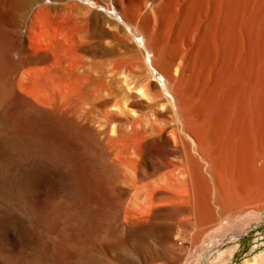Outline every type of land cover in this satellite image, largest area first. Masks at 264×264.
Masks as SVG:
<instances>
[{"label": "bare ground", "instance_id": "1", "mask_svg": "<svg viewBox=\"0 0 264 264\" xmlns=\"http://www.w3.org/2000/svg\"><path fill=\"white\" fill-rule=\"evenodd\" d=\"M98 1L87 0L86 2L91 8L93 7L97 9L102 8L104 12L110 18L113 19L114 26H110L109 24H106L109 25L107 27L108 29L110 28V31H105V27H103L105 21L98 14L100 12L95 13L96 12L95 11L94 14H91L90 11L92 12V10L89 9V7L88 8L85 6H84L85 8L80 7L79 4L70 2V0H9L8 10L5 12L6 14H4L3 16L1 15L2 12H0V44L3 45V47L9 45L7 44L9 42L7 40V35H6V24L9 21L20 24L29 21V25H31L33 28V24L35 26L36 24L35 22L41 21L42 17L43 20L48 19L50 17H51L50 20L52 18L53 19L56 18V14L53 17L51 16L50 10L52 6L53 7L55 6V4L53 5L52 3L57 2L58 4L57 3L56 4L58 7L57 6L55 7L58 8L57 10L58 13L60 14L58 15L59 17L57 16L58 18H56V20L59 22L65 21L66 23L67 21L70 22L71 20L69 21L68 19L72 18V21L73 22L75 21L74 23L75 27L71 28V30L74 31L72 33L69 30L70 32L69 35L67 36L70 41H71L70 37H72V40L73 39L75 40L74 43H78L81 45L80 48L72 50L74 55L69 57V59L63 58L62 63L61 62L60 63L61 65H64V67L61 66V68L58 69V75L60 76L56 80L57 81L56 83L52 81L51 86H53L54 88L53 90H51V92L52 91L53 93L55 92V94H57V96L60 97V101L57 103L58 104L57 106H62L63 104L65 105L67 102H69L71 98L75 97V95L77 94L82 95L86 93L87 95L86 92L87 89H90L92 87L91 86L92 84H96V82L95 83L93 82L95 80L91 74L94 72L96 73V70L94 71L92 69H94L98 65L97 61H95V59L92 60L87 59L85 56L78 55L76 52L79 50L81 52H84L85 54L90 53L91 54L90 56L95 57L96 55H98V50H100V48L97 47L100 44V39L104 37L108 38V36L115 37L116 32L118 33L119 31V26L123 28V30L126 31L127 39L132 40V42L134 40L138 52L137 51L133 52V50L131 52L127 50L126 54L128 52H130L131 54L129 53V55L128 54L126 55L124 51H123L124 54L122 53L123 55L118 54L121 57L119 56V58H116L113 61L114 62L113 65L115 66L114 68L121 69L127 67L128 65H130L131 61H133L132 63H134V60L137 59L136 57L140 55V58H143L142 60H144L143 63H145V67L148 73L147 76H145L146 77L145 81L143 83L141 82L142 84H139L135 88L133 87L134 91L139 92V95L137 94L138 96H136L137 98L143 97L146 99L147 110L143 114H138L136 111H134L133 108H130L128 106L129 109H127L126 107V109L128 110L127 113L131 117V122L129 123L130 128H128L129 126L127 127L128 129L126 128V130L129 131V132L126 131L127 132L126 134H128L126 135L127 136L126 138L128 139H124V141L125 143L129 141L132 142L150 141L153 146L152 149L144 157L140 155L139 151L134 150L135 147H131L130 145H128L130 143L127 144L128 146H126L127 148L125 147L126 149H120V150L118 149L119 151H117V155L115 157L118 160V163L120 164V166L118 165L120 168H116V169H118L119 177L121 178V183L133 190L134 196L132 195L133 197L132 200L135 201V203L137 202L140 203L141 211L139 212L142 216L140 220L144 221L146 219L145 217L147 216L149 207L155 203L170 204V205H175V207L177 205L182 209V211L185 212L184 215H186L187 219L186 221H184L185 222L184 225L187 224L189 225L190 222H188V219L190 218L193 228L196 230H199V228L201 229L199 230L200 232H195L196 230H194L196 234H193L195 235L194 240H196V242H199L200 247L203 248L209 242L213 244V246L203 251L204 253L198 251L199 253L195 258L190 257V258H184L182 260L179 259L175 264H198L201 261L203 254L204 255L206 254L207 257L205 258V262H202L201 264H228V261L233 255L234 249H227V250L223 249L224 251H221L222 249L221 250L217 249L219 248V245L223 241L213 242L214 238L220 236L219 234H221L222 236L224 235V237L227 238L230 237L234 239L236 237L238 238L242 234V232L246 230L247 227H252L253 225L258 224L264 218V215L260 213V211L264 212V0H158V4L156 6L157 8L155 10L152 9L153 11L151 10V13L153 12V14L148 13V11L147 13L144 12L142 14L140 9L141 3L139 2V0L138 1L121 0L114 7L111 6L110 4L108 5L109 7L102 6L103 3L101 1L100 2L102 3V5H99L100 2ZM107 2L109 3L108 0ZM3 9H4L3 5L0 4V11H2ZM39 18H41V20ZM44 23L46 24L45 20ZM51 23L53 22L51 21ZM68 27L70 28V26H67V30ZM62 32L63 30L61 31V35H63L64 33ZM59 33L57 35H59ZM63 37L66 38V41L68 43L66 34ZM90 39H92V41ZM93 39H96L97 41L94 42ZM109 40L106 39L105 43L106 44L107 43L109 44V42L111 43V41ZM113 41H115V39ZM8 48H10V46L6 48L5 50L6 54L2 53L4 52V50L3 51L0 50V108L2 107L1 105L5 103V101H7L8 98H11L10 94L15 93V92L11 93L10 88L12 87L11 85L13 84L9 83L11 82V80L9 81V78H11L9 72L10 70L11 71L14 70V67L16 69L17 63L13 62L15 63L14 64L15 66L11 65L9 64L10 62L8 63V60H6V58L4 57V55L5 56L10 55L11 53L10 50L12 48L9 49L10 53L7 54ZM106 50L108 49L106 48ZM58 58L61 59V57ZM59 64L57 63V65ZM132 67L134 68V66L130 65L129 68ZM7 74L8 77L5 78L7 80V83L4 82V86H3L2 79L3 76L5 75L7 76ZM14 75L15 73H13V76ZM102 75H97L95 76V78L99 76V78L102 80L103 78H105V77L101 78L100 76ZM121 75H124V73H122ZM152 78L153 80H150ZM100 79H97L98 82L100 81ZM12 81L13 83L15 82L14 79ZM98 82L95 87H92L95 89V92L97 93L99 92V89H101L100 87H102L101 86L102 83L101 82L98 83ZM53 83L55 85L57 84V86L55 87ZM7 84L8 85L10 84L11 87L10 86L8 87ZM153 84L158 87V90L152 91L151 87L153 86ZM125 85H128V82ZM3 87L6 90L5 89L3 90ZM96 87L99 88L98 91L96 90ZM129 87L127 88L129 89ZM14 88L15 87H13L12 89L13 91L15 90ZM8 89L10 90L7 91ZM106 90L107 89L103 91L106 92ZM99 94L101 93L99 92ZM105 94L106 93H104L103 96H105ZM88 95H89L88 97L93 96L92 93L91 95L90 94ZM53 96L55 98L53 100L56 101L57 97L55 95ZM83 97L85 100V96L82 95L81 98L83 99ZM81 98L80 97L74 98V100L79 99L83 103L87 101V98L86 101L81 100ZM91 98L92 101L89 99L90 103L97 102L96 101V99H98L97 97L96 99H93V97ZM19 99H17L18 101L16 100L15 101L18 103L20 102ZM9 100L11 101V99H8L6 104L8 102L11 104ZM79 100L77 101V103L79 102ZM104 100L105 99H103V101ZM55 101L53 103H55ZM88 101L87 103L90 104ZM73 102L70 104L74 105L75 107L76 103L73 104ZM19 105L17 107H19ZM85 105L86 104L82 106ZM4 106L10 107L7 105ZM67 106H65V108ZM25 107H28V105H26ZM72 107L73 106H71V108ZM71 108L69 109L71 110ZM58 109H60V107H57V112H60V110L58 111ZM78 109L76 110L72 108V110H76L77 113L78 111L79 112L83 111L81 108H80L81 110ZM28 110L31 111L29 108ZM1 111L2 110L0 109V112ZM27 111L25 113H28ZM13 112L15 115H13L14 118H12V122H13L12 124L14 125L13 127H16V129L19 130L21 129L22 126H25L26 124L24 125L23 124L24 121L21 122L19 119H16L17 118L15 117L16 114L19 115L18 113H16L17 112L16 108H14ZM21 112H23V110ZM72 113L74 114L75 112L72 111ZM57 115H60V113ZM52 116L53 115H51V117ZM76 116H78V114ZM81 116L80 117L78 116V119L80 118L79 119L80 121H81ZM5 121L7 120L5 119ZM53 121L54 120L51 119V122L48 121V123L51 124ZM110 121H112V123H115L113 120ZM56 122L54 123L56 124ZM55 124L52 126L54 127ZM111 124L108 127L114 125ZM86 126L85 127L83 126L77 127L76 125L75 127L73 126L74 132L76 131L77 133L78 132L80 133V136L78 137L83 138L84 136V139H82L83 141L91 137L90 128L88 130ZM65 127L66 126L63 125L61 127L62 131L60 132H63L65 130V129L63 130V128ZM6 128L7 130H9L8 126ZM24 128L25 127H23L21 130H23ZM29 128L31 129V127ZM58 128H60V126H58ZM93 128L95 129L96 127L93 126ZM16 129L14 131H17L18 133L21 132V130L18 131ZM32 129L31 131H33ZM113 129L114 128L112 126V130ZM24 130L26 131V129ZM56 130L54 132L57 133L58 131ZM66 131L68 134L69 129ZM23 133L26 134V132ZM64 134L66 135V133ZM61 135L63 134L61 133ZM110 135L112 136L113 133ZM24 136L25 135H23V139L28 138L27 135L25 137ZM31 136L34 137L33 134L30 135L29 137ZM115 136L116 134L113 135V138L111 137L112 143L114 142ZM21 137L19 136V138ZM77 139L74 140L76 141ZM116 139H120V138L117 136ZM122 140L121 141L117 140L116 142H114L115 146H113V144L110 145L113 147H118L119 141L122 142ZM24 141L27 144L29 138L28 140H24ZM32 141L33 140L29 142L32 143ZM106 141H109V143H111L110 137L107 138ZM36 142H38V140L35 141L33 144L35 145ZM42 142L43 141L41 140L40 143ZM44 142L43 144H48V141H46L47 143ZM101 143L104 144L105 142H101ZM101 143L100 145H102ZM109 143L107 144L109 145ZM23 145L20 146L22 147ZM29 145L32 146V144ZM29 145L25 146V150L27 148L25 152H29L31 154L32 151L30 149L32 148ZM37 145L39 146L41 144H39L38 142ZM37 145H35L36 150L38 149ZM51 145H53V142L51 143ZM104 145H106V143ZM28 146H29V151H28ZM46 146L47 145H45V147ZM57 146L59 147V145H56V148ZM95 146L96 145H94V147ZM45 147L40 146L39 148L42 149L44 148L46 150ZM94 147H91L90 150H92ZM16 148H18L20 151L22 149L18 146L17 147L15 146L14 150ZM51 149L50 150L53 151L52 147ZM84 149L86 150V147ZM98 149H96L97 151L95 150L96 153H94L93 150L94 154H92V157L93 155L95 156L98 153V151L99 152L102 151V149L101 151ZM17 150L16 152H19ZM48 150L46 151L48 152ZM60 150L58 149V151ZM87 150L89 151V149ZM23 151H21L20 154L19 153L16 154L14 151L13 153L16 155L18 154L22 155ZM64 151L65 150H63V152ZM53 153H56V151L55 152L53 151ZM36 154L39 157L40 154L38 155V153H34L33 156L35 157ZM62 154H57L56 156L60 157V155ZM102 154L99 153V155L101 156ZM16 155H14V157ZM23 155L21 157L19 156L16 157L21 158V161L23 162L25 160L27 164L28 162L26 161V159H28V157L25 158L24 157L25 155L24 156ZM41 155L44 156L43 154ZM41 155H40V159L43 158ZM49 155L47 154V157ZM53 155H54L53 159H55V154H52V156ZM67 155L68 153L65 156L67 157ZM34 157L32 158L33 161L35 160ZM108 157L109 156H107V158ZM44 158L46 159V157ZM40 159L35 160V162H37V164L40 163L41 161L38 162ZM62 159L63 158H61V160ZM93 160L94 162L97 161L95 160V158H93ZM102 160H104V158L103 159L101 158L99 161L100 165L102 166H105V164H108L109 162V160H106L108 162L104 163L105 161L103 162ZM90 161L92 160H89L88 165H90L91 167L94 164L92 165V162ZM23 162L19 164H23ZM51 162L52 161H50V163ZM56 162L60 163L59 161H57V159ZM110 165L108 167L111 168ZM35 166L37 165L35 164ZM95 166L97 165H94V169L96 168ZM74 169L72 168L69 170L70 174L71 171ZM116 169L114 174L116 173ZM22 171L25 172V170L23 169ZM78 171L79 169L77 168L76 172ZM18 172L24 175V172H21V170H19ZM65 173L67 174L68 172H66L65 170ZM70 174H67L69 175V177L66 176V178L68 177L69 179H71ZM15 175L19 176L17 173H15ZM15 175H13V177ZM36 175H38V173ZM74 175L75 177L78 178L81 177V175L78 176H76V174ZM91 175L95 179V181L93 182L98 181L99 183H101V181H99L100 179H103V181L106 180L111 182L113 178L112 174L111 177L109 178L106 177L107 174L104 176V178H101L100 172L97 170H94L91 173ZM5 176L6 174L4 175L3 179L5 178ZM72 178H74L73 175ZM0 179L2 180V178ZM6 179L10 181L9 178ZM16 179L19 178L17 177ZM61 179L64 178L61 177ZM22 180L25 179L22 178ZM26 180L21 182H17V180H15L16 181L15 183L13 180H12L13 183L11 181H10L11 183L8 181L10 185L1 184L3 189L2 196L4 197L5 199L4 201L6 203L2 207L0 206V264H46V263L50 264L49 262H47V257H49V255L47 254L48 251H46L44 248L43 249L46 252L42 251V253L38 254L37 252L41 250L37 251L38 249L37 250L35 249L37 251L36 252L34 248L27 249L25 248V246L18 243L14 239V236L17 237L18 239H20L21 237V235L17 233L18 226H16V224L18 223V221L16 222V224L15 222L12 221V219L14 218L16 220L23 219L25 229H27L31 235L36 234V232L40 231V233L42 232L44 233L45 236L43 235L42 236L46 237L47 240L51 239L52 237L51 234H54L53 232L56 231L55 230L56 228L54 229V227L57 221L61 220L63 224V232L60 235V237L57 236L58 241L56 242V248L58 245L62 247V248L60 247L58 248V251L61 249V255L59 258V256L56 255L57 257H55L53 254V258L54 257L59 258L62 264H68L69 255L72 251V253L75 252L76 254L79 255L78 257H80V261L83 262L82 264H89L90 262L89 263L85 262L87 261L85 258V254L87 255L90 254L91 252L89 253V249H83L84 241H82V238L80 241L77 240L76 242H74L75 240L74 241L71 240L72 237L74 236V234H72L71 232H74L73 230L78 225L79 226L81 225V227H83L84 224L86 223L85 221L84 224L83 222L81 224V221L84 220V218L81 217L82 220L79 219L81 221L76 220L79 224L76 223L78 225L75 226L74 228L72 225L73 224L72 221H74L73 217L79 216L78 214L76 215L77 210L75 209L76 212L70 211L69 209L65 210L62 208L61 204L55 205L56 210L55 209L53 210V208H49L48 205H46V203L44 204V201L40 198L39 194L37 193V186L35 184L36 182L34 183V178L33 181L27 182L28 180L27 181ZM2 181L6 182L5 180ZM89 181L90 180L86 182L89 183ZM70 182L71 180H69V184ZM71 184L70 187L72 188L75 182L72 184V186ZM102 184L100 185L101 187ZM118 184H120V182L117 183L116 186H118ZM84 185H85V189H84ZM84 185H82L84 190H82V187L80 188L83 192L86 190V186H87L86 183ZM76 186H78L77 182L76 185L74 186V189ZM91 186L92 185H90V187ZM94 186L97 185L96 184L93 185V188ZM93 188L91 189L93 190ZM105 188L106 187H104L103 193L106 192ZM2 189L0 188L1 191ZM76 189L78 188L76 187ZM100 189L96 188L94 193L96 194L97 193L96 191L97 190L100 191ZM65 191L68 192V190ZM108 191L109 190L107 189V192ZM86 192L87 191H85L84 193ZM76 193L77 192L75 191L74 194L75 196L76 195L80 196L79 194ZM156 194H160V196L156 197ZM112 195L117 196V194H113V193ZM70 197L72 198V196ZM82 197H84V195ZM108 197L111 200L113 199V197H111L109 194ZM67 198L68 197H66L65 199ZM71 198L70 200H72ZM78 198L79 197H77V199ZM84 199H82V201ZM80 200L81 199H79V201ZM70 203L71 202H69L68 204L70 205ZM111 205L113 204H110V206ZM99 206L100 204L97 207ZM105 208H107V206ZM95 210H97L95 212H98L96 206H95ZM79 211L77 213L80 214ZM130 212L131 211H127L126 214L130 215L132 213ZM142 212L144 216L142 215ZM98 213L101 212L99 211ZM103 214L107 215L106 211L105 213H101V215ZM222 216H225L226 218L225 223H223L220 219L222 218ZM96 217H97V213H96ZM103 217L105 218L106 216L103 215ZM103 217L100 219H103ZM116 217L117 216L115 215V218ZM85 219H87L86 215H85ZM101 222L102 220H100V223ZM106 222L105 224L109 226L110 224L108 223V221ZM59 224L61 225L60 222ZM86 224L85 226H87ZM81 227H77V229L80 230ZM57 228H59V226ZM83 228L81 230H83ZM85 228H84V232L85 230H87V228L86 229ZM81 230L80 231L77 230L76 232H79L80 234V232H82ZM105 230L108 231L107 229ZM106 231L105 234L109 232ZM84 232H82V234ZM92 232L94 231H91V233ZM106 235L108 237V234ZM91 236L93 235L91 234ZM98 236H100V233ZM77 237L80 238L82 236H77ZM74 238L76 239V237ZM49 242L50 241H48V243ZM70 242L72 243L71 245L75 243V245H73L75 246L73 247L75 249L72 248L69 249V247H71V245H69ZM215 250L216 253L214 255L212 254V256L210 257L209 255ZM56 252L54 251V253ZM78 257L76 256L77 259ZM53 258L49 257V259L52 260ZM70 258L72 257L70 256ZM163 259L164 260L168 259L167 253H165L164 251L161 253L155 251L153 254L148 253L144 256H140L139 253L137 254L136 257L130 258V264H163V263H159ZM242 264H264V254L252 256L251 258H248L245 261H243Z\"/></svg>", "mask_w": 264, "mask_h": 264}, {"label": "rangeland", "instance_id": "2", "mask_svg": "<svg viewBox=\"0 0 264 264\" xmlns=\"http://www.w3.org/2000/svg\"><path fill=\"white\" fill-rule=\"evenodd\" d=\"M86 1L87 0H70V2L79 4L80 7H84V6L87 8L89 7V9L92 10V12L90 11L91 14H94L95 11H96L95 13L100 12L98 14L105 21V24L103 26V27H105V31H110V28L108 29L107 26H109V25L114 26L113 25L114 24L113 19L110 18L104 12V10L102 8H100V9H97L95 7L91 8L87 4ZM100 1L103 3V5ZM108 1H109V3L107 2V0H99L98 2H100L99 5H102V6L109 7L108 5L110 4L111 6L114 7L121 0H108ZM116 1H117V3H116ZM136 1H138V0H136ZM105 2H107V3H105ZM139 2L141 3L140 9H141L142 14L144 12L147 13V11H148V13L153 14V12L151 13V10L152 9L155 10L157 8L156 6L158 4V0H154V1L153 0H139ZM56 3L57 2H54L52 4L53 5L55 4V6H57L58 3L57 4ZM0 4L3 5V7H4V9L2 11H0V12H2L1 15L4 16V14H6L5 12L8 10L9 0H0ZM55 6L54 7L52 6V8L50 10V14L52 17L55 16V14H56V18H58L59 17L58 15L60 13H58V10H57L58 6L57 7H55ZM54 8H55V10H54ZM51 12H53V13H51ZM50 18H48L49 20L44 19L46 24L44 23L43 17H42V20H41V18H39L41 21L38 20L39 22H35L36 24H35V26L33 24V28L31 25H29V21L24 22L22 24L9 21L7 23L8 25L6 24V35H7V40L9 42L7 44H9V45H7L6 47H3V45L0 44L1 45L0 47H2V48H0V50L1 51L4 50V52H2V53L6 54L5 50L8 46H10V48H12L10 50L11 53L9 52L10 48L7 49V54L10 53V55H6L7 57L4 55V57L6 58V60H8V63L10 62L9 64H11V65H14L15 63H17V65H16L17 67H16V69L14 67V70H12V71L10 70V72H9V75L11 77V78H9V81L11 80V82H9V83L10 84L12 83L14 86L11 85L12 86L11 87L10 84L9 85L7 84V85H8V87L9 86L11 87L10 88L11 93L15 92V93H12L13 95H16V96L18 95L16 97V96H13L12 94H10L11 98H8V99H11V101L9 100L11 102V104L9 102L8 103L10 105L8 103L6 104V102L8 101V99H7V101H5V103H3L1 105L2 107L0 108L2 110L1 111L2 114L4 115L3 116L0 112V173H1L0 176H2L3 174L4 175L6 174L4 179H3L4 175L2 177H0V178H2V180L6 181V182H4L0 179V188L2 189L1 184H3V185L9 184L10 185V183L11 182L13 183V181L15 183L16 182L15 180H17V182H21V181H25L26 179L28 180V181L27 180L26 181L29 182V181H33V178H34V183L36 182L35 184L37 186V193L39 194L40 198L44 201V204L46 203V205H48L49 208H53V210H54L56 207L55 205L61 204L62 208L65 210L69 209L70 211H73V212H76V210H77V212H78L80 209V211H79L80 214L76 212V215L78 214L79 216L73 217L74 221H72V223H73L72 225L75 228V226H77L79 224L76 220L81 221L82 220L81 217H83L84 220L81 221V224H82V222L84 224L86 221L87 224L86 223L85 224L87 226H85V224H84L83 227L84 228L86 227L87 230H85V232H84V228L81 227V225L80 226L78 225L77 227H81V229L83 228V230H81V229L80 230L82 232H84L83 234H82V232H80V234H81L80 235L79 232H76L77 230L78 231H80V230L77 229V227L75 228L76 230L73 228L74 232H71V233L74 234V236L72 235L73 237L71 240H73V241L75 240L74 242H76L77 240L80 241L82 238V241H84L83 249H89V253L91 252L90 254H87V255L85 254V258L87 260V261H85L86 263L90 262L89 264H130V258L131 257L134 258L139 253H140V256H144L148 253L153 254L155 251H157L158 253H161L163 251L165 253H167L168 259L167 260L163 259V260H161V262H159V263H163V264H175L179 259L182 260L184 258H190V257L195 258L199 252H203L206 249H208L209 247L213 246V244L211 242H209L206 246L201 248L199 242H196V240H194L195 235H193V234H196L195 232H200L199 230H201V229L200 228H199V230L194 229L193 225L191 224L192 222H191L190 218L188 219V222H190L189 223L190 226L188 224L184 225V223H185L184 221H186V219H187L186 215H184L185 212L182 211V209L180 207H178L177 205L175 207V205L155 203L149 207V211L147 213V216L145 217L146 219L144 221L140 220V218L142 217L140 212H139V211H141L140 210L141 205H140V203H138V202L135 203V201L132 200V198H133L132 195L134 194L133 190L121 183V178L119 177L118 169H116V168H120L119 167L120 164L118 163V160L115 157L117 155V151H119L120 149H126L127 148L126 146L130 145L131 147H135L134 150L139 151L140 155L142 157H144L152 149V146H153L150 141H135V142L129 141L126 143L124 141V139H128V138H126L127 137L126 135H128L126 133L129 131L126 130V128L129 126V123L131 122V117L127 113V111H128L127 109H129L128 106L130 108H133L134 111H136L138 114H143L147 110L146 99L143 97L137 98L136 96L139 95V92L134 91V89H133V87L135 88L139 84H142L145 81V78H146L145 76H147V74H148L147 69L145 67V63H143L144 60H142L143 58H140V55H139L138 57H136L137 59L134 60V63H132L133 61H131L130 65L134 66V68L133 67L129 68L130 65H128L127 66L128 68L124 67L121 69L120 68L117 69V68H114L115 66L113 65V63H114L113 61L116 58H119V56H120L118 54H122V53L124 54V52L126 54L127 50H129L131 52H132V50H133V52H136L138 50L136 48L134 40H133V42H132V40H128L126 37V31L123 30V28H121L119 26V31H118L119 34L116 32L115 37L108 36V38L104 37V38L100 39V44L97 47L100 48L101 51L98 50V55H96L95 57L90 56L91 55L90 53L85 54L84 52H81L78 50L76 52L78 55L85 56L87 59H91V60L95 59V61H97V63H98V65L96 66L97 68L95 67L96 69L95 68L92 69L94 71L96 70L97 74L95 72L92 73V71H91V73H92L91 75H92V77H94L95 81H93V82L94 83L96 82V84L98 82L97 79H100V78L98 76V77H96L97 78L96 79L95 76L102 75V74L104 75V76L103 75L100 76L101 78L105 77L102 80L100 79V81H99L102 83V85H101L102 87H100L101 89L96 87V90L98 91V89H99V92L101 94H99V92L98 93L95 92V89L92 87H95L96 84H92L91 85L92 89L90 88L91 90L87 89V91H86L87 95H86V93L82 94L83 96H85V100H84V97H83V99L81 98L82 95H80V94L79 95L77 94V95L83 101H86V98H87V101L89 99L92 101L91 97H93V99H96V97H97L98 99H96V101H97L96 103L95 102L90 103V100L88 101L90 104H88L87 101L83 103L79 99L74 100V98H78L77 95H75V97L71 98V100L69 99L71 101V102L70 101L69 102L72 103L74 101L73 104L76 103L75 105L77 106V108H76V106L74 107V105H71L69 102H67L68 104L66 103L65 105L63 104L62 106H57L58 105L57 103L60 101V97H58L57 94H55V92L54 93H53V91L51 92V90H53V88H54L53 86H51L52 81L54 83H56L57 82L56 80L60 76V75H58V69L61 68V66L64 67V65H61L63 58L69 59V57L74 55L72 50L80 48L81 45L78 43H74L75 40L74 39L72 40V37H70L71 41L68 39L67 35H69V32L71 31L73 33V31H74V30H71V28L75 27V25H74L75 21L73 22L72 18L69 17L70 19H68V20L69 21L71 20V21L70 22L67 21L68 23L67 22L65 23V21L59 22L56 20L55 17H54L55 19L52 18L51 20H50ZM49 21H50V23H49ZM51 21L53 23H51ZM40 22H42V23H40ZM106 24H109V25H106ZM66 25L70 26V28L68 27V30H67ZM40 26L41 27L44 26V27L41 28ZM29 28L31 31L29 30ZM62 30L64 33L66 31L65 34H66L68 43L66 41V38L63 37L65 34L62 32L63 35H61ZM58 33H59V35H57ZM106 39L107 40L110 39L109 41H111V43L110 42H109V44L107 43L109 46L105 43ZM114 39H115V41H113ZM90 40L92 41V39H90ZM93 41L96 42L97 40L93 39ZM124 42H126V43H124ZM64 48H65V50H64ZM68 48H70V49H68ZM106 48L108 50H106ZM66 49H67V51H66ZM125 49H126V51H125ZM105 51H106V53H105ZM129 53L130 52H128L127 54L129 55ZM111 55H114V56H111ZM58 57H61V59H59ZM11 59H12V61H11ZM55 59H56V61H55ZM57 60H58V62H57ZM13 62H15V63H13ZM57 63L58 64L60 63L59 64L60 66L57 65ZM52 64H53V66H52ZM54 70H55V72H54ZM42 71H44V72H42ZM13 73H15L14 76H13ZM54 73H55V75H54ZM98 73H100V74H98ZM122 73H124V75H121ZM7 77H8V74H7V76L6 75L3 76V79H4V81L2 79V83H3L2 85L3 86H4V82L7 83V80L5 79ZM12 78L15 81L14 83L12 81L13 80ZM125 80L128 82V85H125V84H127V82ZM150 80H153V78ZM106 84L109 87H107ZM56 86H57V84L55 85V87ZM126 86L127 87L130 86L133 90L130 87L128 89ZM13 87H15L14 91L12 90ZM152 87H151L152 91L158 90V87L156 85L153 84ZM41 88H42V90H41ZM4 89L5 88L3 87V90ZM10 89H8L7 91H9ZM105 89H107L106 92L103 91ZM47 90L49 91V93ZM88 91H89V93H88ZM103 92L106 93L105 96H103L104 95ZM52 93H53V95H55L57 97L56 101L53 100L55 98L52 95ZM91 93L93 96L88 97L89 96L88 94L91 95ZM43 94H44V96H43ZM11 95L13 97H16V98H13ZM17 99H19L20 102H18V103L20 105L16 102V101H18ZM103 99H105L104 100L105 102L103 101ZM78 100H79V102L77 103ZM54 101H55V103H53ZM100 101H102V102H100ZM98 102L100 105L98 104ZM17 104L19 105L20 108L17 107L18 106ZM52 104H54V105H52ZM84 104H86V105L82 106ZM4 105L10 106V107H6ZM26 105H28V107H25ZM80 105H81V107H80ZM65 106H67V107L65 108ZM71 106H73L72 108H74L76 110L79 108L78 110L82 109L83 111H80V112L78 111V113H77L76 110H72ZM52 107H54V108H52ZM57 107H60V109H58V111L60 110V112H57ZM126 107H127V109H126ZM14 108H16V110H17L16 113L19 114V115L16 114V116H15V117H17L16 119H19L21 122L24 121L23 124L24 125L26 124L25 126H22L21 129L23 127H25L24 129H26V131L24 129L18 130V129H16V127H13L14 125L12 124L13 123L12 118H14L13 115H15L13 112ZM28 108L31 111H29ZM69 108H71V110ZM25 109H26V111L28 110L27 111L28 113H25L26 112ZM22 110H23V112H21ZM65 110L68 112H66ZM69 110H70V112H69ZM72 111L75 113L73 114ZM50 112H51V114H50ZM81 112H83V113H81ZM59 113H60V115H57ZM76 113L78 114L79 117L82 115L81 121L79 120L80 118L78 119V116H76L77 115ZM68 114H69V116H68ZM51 115H53V116L51 117ZM70 115H72L73 117ZM69 117H71V118H69ZM5 119L7 121L8 120H10V121L7 122V121H5ZM51 119L54 121L50 124V123H48V121L51 122ZM55 119L57 122L55 121ZM84 120L87 124L84 122ZM110 120H113L115 123H112V121H110ZM71 121H73V122H71ZM74 121H75V123H74ZM54 122H56V124ZM66 122H69V123H66ZM80 122L82 123V125ZM30 123H31V125H30ZM111 123L114 125H112ZM54 124H55V126L53 127L52 125H54ZM62 124L65 125L67 128L66 127L63 128V130L64 129L65 130L63 132H60V131H62V129H61V127L63 126ZM110 124L114 128L113 130H112V126L108 127ZM75 125L77 127H80V126L85 127L87 125L86 128L88 130L90 128L91 137H89L90 139L89 138L87 139L88 141L86 139H85V141L82 140V139H84V136H83V138L78 137V136H80V133L79 132L77 133L76 131L74 132ZM7 126L9 128V130H11L12 132L7 130V128H6ZM11 126H12V128H11ZM58 126H60V128H58ZM68 126H71V127L74 126V127L71 128ZM93 126L96 128L94 129ZM29 127H31V129L33 128L32 129L33 131H31V129ZM48 127L51 128L52 130L49 129ZM55 127L57 128V130ZM103 127H104V129H103ZM13 128H15L18 131L21 130V132L18 133L17 131H14L15 129H13ZM27 128H28V130H27ZM116 128H117V130H116ZM128 128H130V126ZM54 129L58 132L57 133L54 132L55 131ZM68 129H69L68 134L70 133L69 134L70 137L66 131ZM71 129H72V131H71ZM29 130H30V132H29ZM100 130H101V132H100ZM1 131H3V132H1ZM22 131L26 132V134H24ZM111 131H112L113 135L116 134L115 139L117 138V136L120 138V139H116V140L114 139V142H116L117 140L121 141L123 139L122 142L119 141L118 147H113V146H115L114 145L115 143L114 142L112 143L111 137L113 138V135L112 136L110 135V134H112ZM71 132L73 135L71 134ZM1 133H3V134H1ZM61 133L63 135H61ZM64 133H66V135ZM97 133H99V134H97ZM32 134L34 135V137L36 139L33 136L29 137ZM23 135H25V136L27 135L29 138V141L33 140L32 143L27 141V144H26V142L24 140H28V138L26 137L27 139H23ZM71 135H72V137H71ZM17 136H18V138H17ZM19 136L20 137L22 136V137L19 138ZM92 136H93V138H92ZM76 137L79 139H77ZM109 137H110L111 143H109V141H106L107 138H109ZM73 138L77 139V140L75 141ZM22 139H23V141H22ZM40 139L43 142L45 141L44 143H47L46 141H48V144L50 142L51 143L53 142L54 146L51 145V143L49 145L43 144V142L40 143L41 142ZM91 139H92V141H91ZM37 140H38L39 144H41L39 146L37 145L38 142H36V144H35V145H37V148L39 149V150L37 149L38 151L35 149L36 146L33 144ZM78 141H80L82 144ZM92 142H93V144H92ZM94 142H95V144H94ZM98 142H100V143L105 142L106 145H104L105 143L104 144L101 143L102 145H100V143H98ZM21 143H23L24 145ZM28 143L32 144V146H34V147L29 145ZM83 143H86V144H83ZM107 143H109V145L113 144V146H111V145L109 146ZM128 143H130V144H128ZM134 144H135V146H134ZM20 145H23L24 147L23 146L21 147ZM27 145L31 146V148H32V149H30L32 151L31 154L29 152H25L27 150V148L25 150V146H27ZM45 145H47V146L45 147ZM56 145H59V147L57 146V148H56ZM94 145H96V146L94 147ZM98 145H99V147H98ZM12 146H14V147H12ZM15 146L22 148L21 151H23V148H24V151L22 153L24 154V152H25V154H24L25 156L23 154L22 155L25 158L28 157V159H26V161L28 162L27 164H26L24 159L23 160L25 163L23 161H21V158H19L22 156V155H19L21 151L18 148H16L14 150ZM29 146H28V151H29ZM40 146L45 147L46 150H48L49 148L51 149V147H52L53 151L54 152L56 151V153H53V151H51L52 149L51 150L49 149L47 152L44 148L43 149L39 148ZM88 146H89V148H88ZM85 147H86V150L84 149ZM91 147H94V148L92 150H90ZM103 147H106V148H103ZM12 149L16 154L17 153H19V154L18 155L14 154ZM58 149L59 150L61 149V150L58 151ZM62 149L65 150L64 151L65 153L63 152ZM87 149H89V151ZM96 149H98L100 151L102 149L101 152L98 151V153H97L98 155L97 154L95 155L98 159L94 155L92 157V154L96 153V151H97ZM16 150L19 152H16ZM93 150H94V153H93ZM90 151H92V152H90ZM44 152H45V154H44ZM59 152H62L63 154L59 153ZM34 153H38V155L43 154L44 156H42V155L41 156L43 158L46 157L47 160L45 158L40 159V155L38 157L37 154L34 157L33 156ZM67 153H68V155L66 157L65 155ZM99 153L100 154L103 153L102 156L99 155ZM141 153H143V154H141ZM47 154L48 155L50 154L49 155L50 157L52 156V154H55V159H53L54 155L51 158L48 156L50 161L55 162V163H52V162L50 163V161L47 157ZM57 154H62V155H60V157L63 159L61 160L60 157L56 156ZM14 155L19 156V157H16V156L14 157ZM85 156L87 157V159ZM100 156L102 159L104 158V160H102L103 162L105 161L104 163L108 162L106 160H109L108 164H105V166L100 165V162H99L101 159ZM107 156H109V157L107 158ZM33 157L35 160L40 159L38 162L41 161L40 162L41 164L40 163L37 164V162H35V160L33 161V159H32ZM68 157H69V159H68ZM91 157H92V159H91ZM93 158H95V160H97L98 162L97 161L94 162ZM17 159H19V160H17ZM56 159L59 162L61 160V162L60 163L56 162ZM89 160H92V161H90V162H92V165L93 164L97 165V166H95L97 169L96 168L94 169V165L91 167H90V165H88ZM46 161H47V163H46ZM70 161L72 164L70 163ZM22 162H23V164H19ZM32 163H34V164H32ZM95 163H97V164H95ZM35 164L37 166H35ZM110 164H112L114 167ZM38 165H39V168H38ZM83 165H84V167H83ZM109 165L111 166L112 170L110 167H108ZM18 166H19V168H18ZM21 168L23 170H25V172L22 171ZM72 168L73 169L75 168V169L72 170L73 172L71 171V174H70L69 170ZM77 168L79 169L78 172H76ZM101 168H103V169H101ZM36 169H38V170H36ZM108 169H109V171H108ZM115 169H116V173L114 174ZM19 170H21V172H24V175L22 173L18 172ZM26 170H27V172H26ZM65 170H66V172H68L67 174H70L71 179L68 178L69 175H67L65 173ZM94 170H97L100 172L101 178H104V176L106 174H107L106 177L109 178V177H111V174H112V177H113L112 181L111 182L106 181V180L103 181V179H100L99 181H101V183H99L98 181L93 182V181H95V179L93 178L91 173ZM15 173H17L19 176L15 175ZM37 173H38V175H36ZM103 173H104V175H103ZM74 174H76V176L81 175V177H79V178L75 177ZM13 175H15V176L13 177ZM72 175L74 178H72ZM16 176L19 179H16L17 178ZM66 176H68V177L66 178ZM21 177L24 178L25 180H22ZM29 177L32 179H30ZM61 177H63L64 179H61ZM114 177H116V178H114ZM6 178H9L11 182ZM69 180H71L70 184L72 183V181H73V183L75 182V184L73 186H72L73 183L71 184L72 188L70 187ZM84 180H86V181L90 180V181L88 183ZM76 182L78 183V186H76L78 189H76V187H75V189H76L75 190L74 186L76 185ZM102 182L104 185L102 184ZM119 182H120V184H118V186H119L118 187L116 185ZM85 183L87 185L86 190H85V191H87L86 193H84L85 191L84 192L82 191L85 189V185H84ZM89 184L92 186L90 187ZM95 184L98 187L94 186V188H93V185H95ZM101 184H102V187L100 186ZM82 185H84V189H83ZM103 186L106 187L110 192L108 191L109 192L108 193L107 189L105 188L106 192L103 193V190H104ZM49 187L51 188V190ZM69 187L71 188V190ZM81 187H82V190L80 189ZM46 188H47V190H46ZM91 188H93V190ZM96 188L97 189L101 188V189H100V191L97 190L96 191L97 193L95 194L94 192H95ZM65 190H68V192H66ZM88 190H91V191H88ZM75 191L77 192L76 194L80 195V196L76 195L77 197H79L78 199L74 195ZM2 193H3V189H2V191L0 190V206L1 207L4 206L6 203L4 201L5 199L2 196ZM80 193H82V194H80ZM107 193L111 197H113L112 200L109 199ZM112 193L117 194V196L116 195L115 196L118 199L115 196H113ZM68 194H69V196H68ZM104 194H106L108 198ZM83 195H84V197H82ZM70 196H72V198ZM157 196L159 197L160 194H156V197ZM66 197H68V198L65 199ZM99 197H101V198H99ZM70 198L72 200H70ZM79 199H81V200L79 201ZM82 199H84L83 200L84 202L82 201ZM102 200L104 202L106 200L107 201L104 204V202ZM77 201H78V203H77ZM94 201L97 205L94 203ZM98 201L101 203H99ZM108 201H110L111 203ZM69 202H71L70 205L68 204ZM102 202L105 206L102 204ZM114 203L116 204V206ZM99 204L101 206V207L99 206L100 208L97 207ZM110 204H113V205L110 206ZM94 205L96 206V209H98V212L100 211L101 213H105V211H106L107 215L103 214L104 216H106L105 218L103 217V215H101V213L95 212L97 210H95ZM106 206H107V208H105ZM126 207H128V208H126ZM147 208H148V206H147ZM108 211H109V213H108ZM125 211L126 212L131 211L132 213L130 212L131 214L128 215V214H126ZM96 213H97V217H96ZM260 213H262L264 215V212L260 211ZM85 215H86L87 219H85ZM94 215H95V217H94ZM112 215H113V217H112ZM115 215L117 216L116 218H115ZM142 215L144 216L143 212H142ZM102 217H103V219H100ZM137 217H139V218H137ZM79 219H81V220H79ZM220 219L223 223L226 222L225 216H222V218H220ZM92 220H93V222H92ZM100 220H102L101 223H100ZM103 220H105V221H103ZM12 221L15 222V224L17 221H18V223H20V224L17 223L18 225L16 224V226H18V228H17L18 232L17 233L20 234L21 237H20V239H18L17 237L14 236V239L18 243L22 244L27 249L34 248V250L38 249L37 251L41 250L39 252H37L35 250L38 254H40V253H42V251L46 250V251H48L47 254L49 255L50 258H53V254L55 257L59 256V258H60L61 249L58 251V248L59 247L62 248V247L60 245H58L56 248V242L58 241L57 236L60 237V235L63 232V224H62L61 220L57 221L58 224L56 223V225L54 227V229L56 228L55 230L57 231V233L54 229L53 230L55 232L52 231L55 234V235L51 234V236H52L51 239L53 242L51 241V239L47 240L46 237H43L45 235L43 232L40 233V231L36 232V234L31 235L28 232V230L25 229L23 219H17L16 220L14 218V219H12ZM106 221H108V223L110 224L109 226H107V224H105ZM59 222L61 223V225L59 224ZM76 223H78V224H76ZM58 226H59V228H57ZM96 228H97V231H96ZM90 229H92V230H90ZM105 229H107L109 232L106 231ZM194 230H196V231L194 232ZM86 231H87V233H86ZM91 231H94V232L91 233ZM105 231L108 232L106 234H108L109 238L105 234ZM191 231H192V233H191ZM75 232L78 233L79 235L76 234ZM98 232L100 233V236H98L99 235ZM75 234L77 236H82V237L78 238ZM91 234L93 236H91ZM96 234H98V235H96ZM27 235H29V236H27ZM219 235L220 236L215 237L213 240V242L214 241L215 242L223 241L219 245V248H217V249H220V250L222 249L221 251H224L225 249L226 250L227 249H234L233 255L230 258V260L228 261V264H242L243 261H245L248 258H251L252 256L264 254V218L258 224L253 225L252 227H247L246 230H244L238 238L237 237L235 239L231 238V237L227 238V237H224V235L223 236L221 234H219ZM74 237H76V239ZM98 237H100V238H98ZM192 237H193V239H192ZM70 238H71V236H70ZM30 239L31 240L33 239V240L31 241ZM95 239H97V240H95ZM43 240H44V243H43ZM48 241H50L52 243L49 242L50 243V245H49ZM71 244L72 243L70 242L69 245H71ZM73 245H75V243H73ZM73 245H71V247H69V249H71V248L75 249V248H73V247H75ZM54 251L55 252L57 251L56 252L57 254L54 253ZM217 252H218V250H217ZM74 253L75 252L72 253V251H71V253L69 255L68 264H82L83 262L80 261V257H78L79 255L76 253L74 254ZM215 253H216V250L213 251L209 256L211 257L212 254L214 255ZM45 255H46V253H45ZM70 256L73 259L70 258ZM76 256L78 257V259L76 258ZM49 257H47V262H49L50 264H57V263L60 264L61 263L59 258L54 257L52 260V259H49ZM206 257H207V255L203 254L202 259L198 264L205 262ZM87 258H89V259H87ZM97 259L98 260L100 259V260L98 261ZM76 262H78V263H76Z\"/></svg>", "mask_w": 264, "mask_h": 264}]
</instances>
